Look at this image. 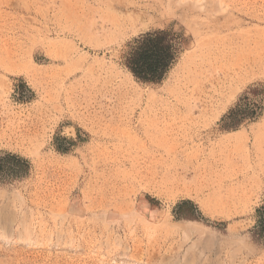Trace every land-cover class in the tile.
<instances>
[{"label": "rangeland", "instance_id": "374dc122", "mask_svg": "<svg viewBox=\"0 0 264 264\" xmlns=\"http://www.w3.org/2000/svg\"><path fill=\"white\" fill-rule=\"evenodd\" d=\"M7 153L0 264H264V0H0Z\"/></svg>", "mask_w": 264, "mask_h": 264}, {"label": "trees", "instance_id": "16d2710c", "mask_svg": "<svg viewBox=\"0 0 264 264\" xmlns=\"http://www.w3.org/2000/svg\"><path fill=\"white\" fill-rule=\"evenodd\" d=\"M179 36L169 29H154L141 33L123 49V62L140 82H159L177 58ZM26 160L14 154L0 156V171L13 169ZM20 166V165H19Z\"/></svg>", "mask_w": 264, "mask_h": 264}, {"label": "snow or ice", "instance_id": "6c2138e0", "mask_svg": "<svg viewBox=\"0 0 264 264\" xmlns=\"http://www.w3.org/2000/svg\"><path fill=\"white\" fill-rule=\"evenodd\" d=\"M66 135H67L69 138H71V137L73 136V132H72V130L69 129V130L67 131Z\"/></svg>", "mask_w": 264, "mask_h": 264}, {"label": "bare ground", "instance_id": "6f19581e", "mask_svg": "<svg viewBox=\"0 0 264 264\" xmlns=\"http://www.w3.org/2000/svg\"><path fill=\"white\" fill-rule=\"evenodd\" d=\"M140 16H141V15H140ZM215 65H216V64H215ZM232 68H233V67H232ZM232 68H231V69H232ZM234 68H235V67H234ZM241 70H242V68H241ZM232 71H233V70H232ZM233 72H235V71H233ZM237 72H238V70H237ZM240 72H241V71H240ZM226 73H227V72H226ZM228 73H229V72H228ZM235 73H236V72H235ZM183 74H184V73H183ZM229 74H230V73H229ZM238 74H239V73H238ZM238 74H237V75H238ZM227 76H228V75H227ZM231 76H232V75H231ZM238 76H239V75H238ZM229 77H230V76H229ZM231 80H232V79H231ZM232 81H233V80H232ZM237 81H238V80H237ZM123 87H124V86H123ZM130 98H131V96H130Z\"/></svg>", "mask_w": 264, "mask_h": 264}]
</instances>
